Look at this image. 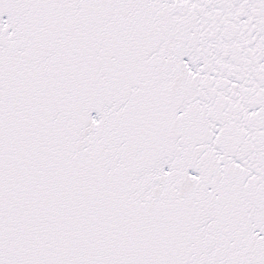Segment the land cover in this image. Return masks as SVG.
I'll list each match as a JSON object with an SVG mask.
<instances>
[{
	"label": "snow or ice",
	"instance_id": "obj_1",
	"mask_svg": "<svg viewBox=\"0 0 264 264\" xmlns=\"http://www.w3.org/2000/svg\"><path fill=\"white\" fill-rule=\"evenodd\" d=\"M0 264H264V0H0Z\"/></svg>",
	"mask_w": 264,
	"mask_h": 264
}]
</instances>
